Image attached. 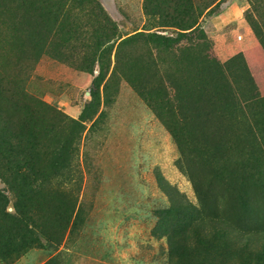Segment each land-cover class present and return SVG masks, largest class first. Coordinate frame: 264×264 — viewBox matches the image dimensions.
<instances>
[{"label": "rangeland", "instance_id": "1", "mask_svg": "<svg viewBox=\"0 0 264 264\" xmlns=\"http://www.w3.org/2000/svg\"><path fill=\"white\" fill-rule=\"evenodd\" d=\"M90 1L0 0V264H264V0Z\"/></svg>", "mask_w": 264, "mask_h": 264}, {"label": "trees", "instance_id": "2", "mask_svg": "<svg viewBox=\"0 0 264 264\" xmlns=\"http://www.w3.org/2000/svg\"><path fill=\"white\" fill-rule=\"evenodd\" d=\"M34 1L35 0H20V2L24 4L25 2L28 3V6H33ZM68 2L69 4H77L80 7L86 6L90 9L93 8L97 10L98 13L95 15L97 16V22L100 23L101 26L106 30V33H103L102 37L105 44L108 45V43L112 40H117L119 38V36L114 33V31L116 30L114 29V26L111 24L106 15L98 6H93L90 0H68ZM192 6L193 4L191 0H145L144 7L146 11L153 8L154 11H156L155 14H158L163 19L165 24L161 25L162 27H173L180 31V33L178 34L179 38L176 39L160 37L164 41L163 45L165 47H173L175 45L177 46L178 44H180L182 39L187 37H189V43L197 42V44L193 45L194 47L198 46V43L205 40L204 33L199 28V25L197 23V19L201 16L202 12L199 11L197 13V19L195 20L194 14L191 12ZM208 7H204V9ZM248 23L249 25H251L253 30L257 29L252 20L248 19ZM135 37L136 36H134V38ZM260 43L264 47V42L260 41ZM215 68L217 69V73H221L222 70L225 69V66H216ZM175 251L173 250V252ZM171 253L172 252H170V254ZM178 254H180V252H178Z\"/></svg>", "mask_w": 264, "mask_h": 264}, {"label": "crops", "instance_id": "3", "mask_svg": "<svg viewBox=\"0 0 264 264\" xmlns=\"http://www.w3.org/2000/svg\"><path fill=\"white\" fill-rule=\"evenodd\" d=\"M229 17V15L227 14V12L226 11H222V12H220L219 14H217L216 15V17H215V19H216V21H218V23H222L221 25H220V28H222V27H226V25H228V24H230V23H233V22H237V24L238 25H243V23H242V20L240 19V20H237L236 19V17H234L235 19H230V18H228ZM225 20H227V23H225L226 21ZM230 21V22H229ZM224 22V23H223ZM254 45H256V44H254L253 42H251V43H249V44H246L245 46L243 45V48L240 50L242 53H243V56L246 58V60H249L248 62H249V66L251 67H253L254 68V70L257 68V67H260V66H258L257 64H256V61H258V57H259V55L257 54L256 55V57H253V56H250L249 55V53L252 51V50H257V48L258 47H256V46H254ZM238 46H240V44H238ZM237 46V47H238ZM240 48H241V46H240ZM259 49V48H258ZM264 58H260V61H261V65H262V67L264 68V60H263ZM263 63V64H262ZM259 69V68H258Z\"/></svg>", "mask_w": 264, "mask_h": 264}]
</instances>
